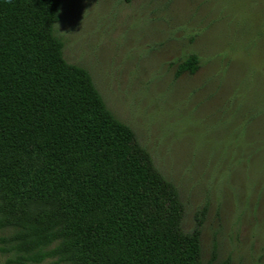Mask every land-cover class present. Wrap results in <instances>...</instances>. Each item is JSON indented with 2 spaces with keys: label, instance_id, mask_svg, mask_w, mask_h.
I'll use <instances>...</instances> for the list:
<instances>
[{
  "label": "rangeland",
  "instance_id": "374dc122",
  "mask_svg": "<svg viewBox=\"0 0 264 264\" xmlns=\"http://www.w3.org/2000/svg\"><path fill=\"white\" fill-rule=\"evenodd\" d=\"M55 34L177 188L185 232L205 207L202 264H264V0H61Z\"/></svg>",
  "mask_w": 264,
  "mask_h": 264
},
{
  "label": "trees",
  "instance_id": "16d2710c",
  "mask_svg": "<svg viewBox=\"0 0 264 264\" xmlns=\"http://www.w3.org/2000/svg\"><path fill=\"white\" fill-rule=\"evenodd\" d=\"M131 0H124L129 3ZM61 0H0V230L11 264H202L177 188L63 57ZM198 58L177 63L194 74ZM215 259L213 251L211 261ZM228 259L222 264H228Z\"/></svg>",
  "mask_w": 264,
  "mask_h": 264
}]
</instances>
